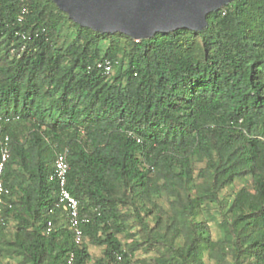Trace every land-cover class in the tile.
I'll list each match as a JSON object with an SVG mask.
<instances>
[{"label":"trees","instance_id":"1","mask_svg":"<svg viewBox=\"0 0 264 264\" xmlns=\"http://www.w3.org/2000/svg\"><path fill=\"white\" fill-rule=\"evenodd\" d=\"M206 19L135 40L0 0V264H264V0ZM59 151L79 244L50 180Z\"/></svg>","mask_w":264,"mask_h":264},{"label":"water","instance_id":"2","mask_svg":"<svg viewBox=\"0 0 264 264\" xmlns=\"http://www.w3.org/2000/svg\"><path fill=\"white\" fill-rule=\"evenodd\" d=\"M73 22L135 40L176 29L200 31L206 15L232 0H52Z\"/></svg>","mask_w":264,"mask_h":264},{"label":"built area","instance_id":"3","mask_svg":"<svg viewBox=\"0 0 264 264\" xmlns=\"http://www.w3.org/2000/svg\"><path fill=\"white\" fill-rule=\"evenodd\" d=\"M97 67L101 68L105 73H110L112 66L109 60L104 59L97 61ZM9 155V147L7 137H4L0 148V220H1V205L3 196L7 194L8 189L3 185L1 175L3 165ZM69 164L66 159V151H59L53 161V171L50 175V180L56 181L57 184V206L61 207L66 213L70 229L72 230L73 239L76 244L83 240L82 223L85 222L84 216L81 215V208L78 200L70 193L66 187L67 173ZM52 227L51 221L47 222L46 230L50 231ZM120 258V257H118Z\"/></svg>","mask_w":264,"mask_h":264},{"label":"rangeland","instance_id":"4","mask_svg":"<svg viewBox=\"0 0 264 264\" xmlns=\"http://www.w3.org/2000/svg\"><path fill=\"white\" fill-rule=\"evenodd\" d=\"M240 186V183H237L236 184V187H239ZM159 202L160 203H163L164 204V206L166 207V204H165V202H164V199L163 198H161V199H159ZM123 239H125L127 242L128 241H130V239L129 238H125V237H123ZM89 251H90V253H91V255L92 256H98V255H100V248L99 247H96V246H93V245H89ZM150 253L149 254H142V253H138L135 257L136 258H138L139 260V264H140V262L144 259V260H146V262H150Z\"/></svg>","mask_w":264,"mask_h":264}]
</instances>
